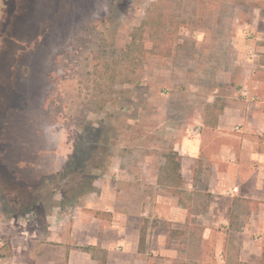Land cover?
Instances as JSON below:
<instances>
[{
	"label": "rangeland",
	"instance_id": "1",
	"mask_svg": "<svg viewBox=\"0 0 264 264\" xmlns=\"http://www.w3.org/2000/svg\"><path fill=\"white\" fill-rule=\"evenodd\" d=\"M260 34L264 0H0V219H43L119 156L167 169Z\"/></svg>",
	"mask_w": 264,
	"mask_h": 264
},
{
	"label": "crops",
	"instance_id": "2",
	"mask_svg": "<svg viewBox=\"0 0 264 264\" xmlns=\"http://www.w3.org/2000/svg\"><path fill=\"white\" fill-rule=\"evenodd\" d=\"M250 39L239 95L173 143L179 184L158 182L163 159L116 157L43 219H0V264H264V34Z\"/></svg>",
	"mask_w": 264,
	"mask_h": 264
},
{
	"label": "trees",
	"instance_id": "3",
	"mask_svg": "<svg viewBox=\"0 0 264 264\" xmlns=\"http://www.w3.org/2000/svg\"><path fill=\"white\" fill-rule=\"evenodd\" d=\"M211 107L214 109L215 115H216L221 111L222 105L217 107V104L213 103L212 105H210V108ZM165 158H166L167 162L171 163V168L165 169V175L161 179L159 178L158 182L179 184V178L177 175L174 174L178 168V162L176 160L177 155L175 153H171V154L167 155ZM168 170H171L172 173L169 174ZM73 197H75V196L73 195Z\"/></svg>",
	"mask_w": 264,
	"mask_h": 264
}]
</instances>
